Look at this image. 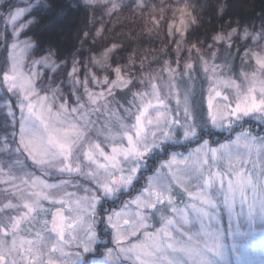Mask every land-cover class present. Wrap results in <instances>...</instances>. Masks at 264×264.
<instances>
[{
  "label": "snow or ice",
  "instance_id": "snow-or-ice-1",
  "mask_svg": "<svg viewBox=\"0 0 264 264\" xmlns=\"http://www.w3.org/2000/svg\"><path fill=\"white\" fill-rule=\"evenodd\" d=\"M230 7L0 0V264H230L225 235H264V11ZM125 13L174 45L155 70L105 38ZM45 20L80 22L70 53Z\"/></svg>",
  "mask_w": 264,
  "mask_h": 264
},
{
  "label": "trees",
  "instance_id": "trees-1",
  "mask_svg": "<svg viewBox=\"0 0 264 264\" xmlns=\"http://www.w3.org/2000/svg\"><path fill=\"white\" fill-rule=\"evenodd\" d=\"M229 2L231 5L229 15L233 17L254 18L259 17L261 12L264 11V0H229ZM155 3L159 4L160 0H155ZM149 20V13H146L143 17L137 16L136 18L125 13L115 18L112 23L108 25L109 29L115 27L117 31L115 33L109 31L105 38H115L129 44L128 51L131 52L135 50L138 52L140 58L145 59L146 66L151 63L155 70L158 65L153 61V56L163 53L166 48H174V45H167L163 34H157L155 31L149 32V28L152 27ZM202 20L206 27L209 25L217 29L220 27L221 22L215 19L210 21L209 13L207 12L203 14ZM117 21L119 23H117ZM227 22L228 17H225L223 23L227 24ZM79 23L78 20H72L67 24L50 25L45 20L33 31L38 35L41 46L55 45L62 53L67 54L70 53L73 46L78 43L75 33ZM188 46L189 45H185L186 48ZM4 54L5 53L0 52V58H2ZM231 258L232 257L228 258L230 264H235ZM240 258L242 264H252L254 262V257H250L247 253L241 255ZM250 259H252V261Z\"/></svg>",
  "mask_w": 264,
  "mask_h": 264
},
{
  "label": "rangeland",
  "instance_id": "rangeland-1",
  "mask_svg": "<svg viewBox=\"0 0 264 264\" xmlns=\"http://www.w3.org/2000/svg\"><path fill=\"white\" fill-rule=\"evenodd\" d=\"M149 22H151V20H149ZM41 71L46 70L41 69ZM221 139H223V137H221ZM118 208L114 210H117ZM222 226L225 229L227 228L226 217L223 218ZM243 230L247 233L244 236L228 237L225 235L224 243L226 247L227 258L232 257L231 259L235 264H240V262L236 260V257H241V255L247 253L250 257H254V262L252 264H264V235L261 234V226L259 225V222H257L255 229L246 224ZM233 245H235L236 248L234 254L231 252ZM250 260L252 261V259Z\"/></svg>",
  "mask_w": 264,
  "mask_h": 264
},
{
  "label": "flooded vegetation",
  "instance_id": "flooded-vegetation-1",
  "mask_svg": "<svg viewBox=\"0 0 264 264\" xmlns=\"http://www.w3.org/2000/svg\"><path fill=\"white\" fill-rule=\"evenodd\" d=\"M128 197H123V199H127ZM120 206V201L117 200L115 202L109 201V203L107 205H105L106 208H108L109 210H114L116 208H118Z\"/></svg>",
  "mask_w": 264,
  "mask_h": 264
}]
</instances>
